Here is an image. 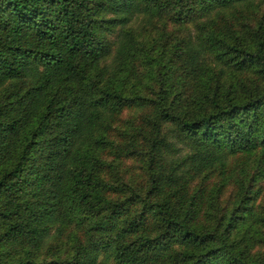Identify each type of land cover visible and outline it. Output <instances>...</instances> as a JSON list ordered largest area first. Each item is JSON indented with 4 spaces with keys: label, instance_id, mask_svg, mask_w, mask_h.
<instances>
[{
    "label": "trees",
    "instance_id": "1",
    "mask_svg": "<svg viewBox=\"0 0 264 264\" xmlns=\"http://www.w3.org/2000/svg\"><path fill=\"white\" fill-rule=\"evenodd\" d=\"M0 264H264V0H0Z\"/></svg>",
    "mask_w": 264,
    "mask_h": 264
},
{
    "label": "rangeland",
    "instance_id": "2",
    "mask_svg": "<svg viewBox=\"0 0 264 264\" xmlns=\"http://www.w3.org/2000/svg\"><path fill=\"white\" fill-rule=\"evenodd\" d=\"M129 114V112L127 110L123 111L122 113V117H126ZM126 152H122V154L119 156L120 160V164L119 166L122 167L123 170H121V172H125L123 173L124 178L127 177V179H129V181L132 182H136V180L138 181L140 179V167H139V163L136 159V157L133 154H125ZM229 188H230V184L227 185V187L224 188V193L221 196V201L222 203L225 202V198H226V194L229 192ZM224 198V199H223Z\"/></svg>",
    "mask_w": 264,
    "mask_h": 264
}]
</instances>
